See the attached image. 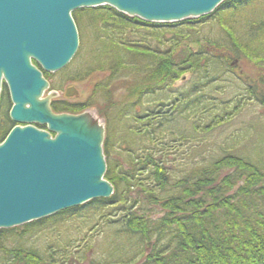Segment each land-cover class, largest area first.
Wrapping results in <instances>:
<instances>
[{
	"label": "trees",
	"instance_id": "trees-1",
	"mask_svg": "<svg viewBox=\"0 0 264 264\" xmlns=\"http://www.w3.org/2000/svg\"><path fill=\"white\" fill-rule=\"evenodd\" d=\"M262 3L264 0H226L211 15L164 23L131 17L111 6L78 9L73 12L80 34L77 58L83 51V27L89 23L85 22L86 14L94 17L96 36L100 30L98 39L94 41L99 43V48L90 59L93 63L86 66L81 77L97 70H109L110 76L96 84L97 88L108 90L117 79L127 80L134 76L132 78L137 85L129 91L139 98L138 103L147 94L175 91L172 85L187 72H195L204 79V82L198 79L200 84H208L215 79L209 74L213 62L217 63L222 57L211 55L204 47H199L197 51H190L177 59V50L185 43H201L202 40L212 43L202 29L216 16L228 35V42L233 45L234 56L241 53L264 61V18L256 19L253 13L256 6ZM81 13L85 14L82 19ZM243 23L246 25L244 33L236 31ZM223 60L226 61L225 58ZM195 87L198 86L194 84L192 89ZM190 91L193 92H182L177 100L160 103L161 106L156 109L134 116L143 122L144 128L133 132L136 137L128 149L127 168L112 160L113 145L107 135L103 144L108 156L105 178L113 184L114 193L109 198L89 203L102 204L99 207L109 211L104 216L105 224L123 223L124 227L116 230L126 241V247L120 252L122 258H118L122 264H132L136 260V264H264V165L261 164L264 161L260 157H251L243 149L234 148L209 163L190 166L180 177L174 175L177 169L175 163L169 164L168 159L177 156L179 144L175 142L179 141V136L165 127L176 120L177 112L180 116L185 115L194 104ZM7 98L6 93L1 100L3 107L6 103V107L8 105ZM247 99L259 102L264 108V77L249 85L248 95L242 96L233 109L238 110L244 104L241 101ZM182 100L184 102L181 103ZM88 106L85 103L79 109ZM54 107L60 109V106ZM76 108L70 104L64 109L76 111ZM235 112L226 109L215 119L221 117L218 120L221 123L228 113ZM208 125L206 123L201 127L208 129ZM167 133L173 141L166 138ZM3 138L0 128V141ZM116 205L122 208L114 211ZM119 210L124 211L122 220L116 218ZM156 213L159 215L155 216ZM45 221L47 217L25 224L23 232L17 234L24 235L33 229L32 226ZM126 236L138 237L145 243L133 251ZM150 242H154L153 247L146 253ZM4 250L10 256H3L2 264H8V261L9 264L67 262V257L57 260L53 253L49 261L33 248ZM67 252L70 253L65 249L62 254L67 255Z\"/></svg>",
	"mask_w": 264,
	"mask_h": 264
},
{
	"label": "rangeland",
	"instance_id": "rangeland-1",
	"mask_svg": "<svg viewBox=\"0 0 264 264\" xmlns=\"http://www.w3.org/2000/svg\"><path fill=\"white\" fill-rule=\"evenodd\" d=\"M256 7L255 12H253L255 18H264V3ZM212 12L207 15H211ZM86 15L88 17H85V22L89 23H86L87 25H84L82 30L83 51L78 58L77 51L76 56L64 68L49 73V86L43 93V97L49 100L50 105L52 102L67 99L71 105L78 106L76 110L88 103V107L69 114L90 113L104 126L106 133L104 139L106 140L107 135H109L113 145V150H111L113 161L122 163L125 168L128 167L125 162L129 157L128 149L130 146L132 147L133 139L136 137L133 132L137 131L138 128H144L143 122L139 121L137 117L134 118V116L143 113L145 110L156 109L161 106L160 103L173 102L174 99L177 100L182 92L188 90H193V92L190 91V97L192 100L195 99L194 104H191V108H188L189 110L185 115L180 116L178 115L180 112H177L176 120L165 127V129L169 128V131L174 130V134L179 136V141L175 142L179 144L177 156L174 157L175 159H168L169 164L175 163V166H177L174 175L177 174L180 177L186 174L190 166L209 163L215 157L234 148L243 149L251 157H260L259 159L264 161L263 106L255 100L247 99L241 101L244 104L238 110L233 109L242 96L248 95L249 85L264 77V61L246 57L241 53L239 56H234L232 54L233 45L228 42V35L221 27L216 16L213 17L214 21L207 23L202 29L205 37L212 43L205 40H202L201 43H185L176 52L177 59H180L190 51H197L199 47H204L209 54L221 56V60L219 59L217 63L216 61L213 62L214 64H212L209 72L210 77H215V79L208 84H200L198 82L200 77L195 72H187L172 85L175 91L166 94H147L138 103L137 99L139 98L129 91L130 88L137 85L133 79L134 76L127 80L117 79L108 90L99 89L96 84L110 76L109 70H97L87 77H81L83 70L93 63V61H90L91 56L99 48V43L95 44L94 41L96 38L98 39L100 30L96 36L95 27L97 24L94 17L91 14ZM84 16L85 14L81 13L80 18H84ZM201 16L188 17L184 20L197 19ZM245 26V23H243L236 31L244 33ZM152 42L154 43V41ZM99 59L109 60V58L101 57ZM199 80L204 82L202 78ZM194 84L198 87L192 89ZM69 87H74L77 91L73 97L65 95V90ZM200 87H202L201 91H199ZM134 102L138 104H134ZM190 103L189 101V105ZM164 108L167 107L164 106ZM226 109L237 112L228 113L225 119L218 123L221 117L215 119V116L224 114ZM206 123L209 124L208 129L202 128L201 125L204 126ZM165 136L168 140H172L170 133ZM104 155L107 162L108 156L105 151ZM261 164L264 165V163ZM89 202L70 208L72 210L66 209L47 216L46 223L32 226L33 229L30 232L26 231L24 235L19 236L17 233L23 232L25 224L0 229V264H2L3 256L7 255V258L10 256L4 248L14 250L18 247L33 248L39 252V255L49 261H51V253L57 257V260L67 257L65 264H94L98 262L122 264V261L118 258H122L120 252L122 248L126 247V241L124 236L122 239L116 233V230L120 231L124 227L123 223L116 221L112 225L105 224L106 219L104 216L109 211L99 207L102 204L97 206L96 202ZM113 208L115 211L116 208L120 209L122 207L116 205ZM158 215L155 214V216ZM123 216L124 211L119 210L116 218L122 220ZM152 216L155 217L154 214ZM34 221H30L29 224ZM4 229L11 231L3 232ZM127 241L129 247L134 249L133 251H137L145 243L143 239L140 241L138 237L134 238L133 236L128 237ZM153 243H149L145 250L146 253L151 251ZM65 249L73 254L69 252H67V255L62 254ZM136 261L132 264H136Z\"/></svg>",
	"mask_w": 264,
	"mask_h": 264
},
{
	"label": "water",
	"instance_id": "water-1",
	"mask_svg": "<svg viewBox=\"0 0 264 264\" xmlns=\"http://www.w3.org/2000/svg\"><path fill=\"white\" fill-rule=\"evenodd\" d=\"M223 1L0 0V95L7 85L11 117L30 123L0 142V229L114 192L104 178V126L90 113L56 114L41 99L49 82L33 61L48 72L70 63L80 46L73 12L109 5L149 22H174L206 15ZM31 123H47L49 131Z\"/></svg>",
	"mask_w": 264,
	"mask_h": 264
},
{
	"label": "flooded vegetation",
	"instance_id": "flooded-vegetation-1",
	"mask_svg": "<svg viewBox=\"0 0 264 264\" xmlns=\"http://www.w3.org/2000/svg\"><path fill=\"white\" fill-rule=\"evenodd\" d=\"M36 65H38L36 62H34ZM39 69L42 70L43 72V75L44 77L48 80V76H49V73L48 71H45L41 65H38ZM5 86L7 87V91H4L5 90ZM69 88H72V89H75L74 87H69ZM67 88L65 90V95L67 97H73L75 95V93H72L73 91H69ZM69 92H71L72 94L69 95ZM7 93V102H8V105L7 107H3L2 106V98H3V95ZM77 93V92H76ZM47 99V98H45ZM62 101L58 102H52L51 103V109L55 112V113H76V112H79L80 109L76 110V111H73L71 109H64V108H67L68 105H70V103H68L67 99H61ZM13 102H12V99H11V96H10V92H9V88L7 85H3L2 87V91H1V95H0V128L2 129V132H3V135H4V138L3 140L7 137V135L9 134V132L16 126H26L27 124H30V123H22V122H19V121H15L12 117H11V109H12V106H13ZM54 106H60L59 108L60 109H55ZM63 108V109H61ZM78 108V106H77ZM82 110V109H81ZM31 125H34L36 126L37 128L39 129H42V130H45L47 131L48 130V125L47 123H44V124H40V123H31ZM53 135H55V133H52Z\"/></svg>",
	"mask_w": 264,
	"mask_h": 264
},
{
	"label": "bare ground",
	"instance_id": "bare-ground-1",
	"mask_svg": "<svg viewBox=\"0 0 264 264\" xmlns=\"http://www.w3.org/2000/svg\"><path fill=\"white\" fill-rule=\"evenodd\" d=\"M80 35V34H79ZM36 65V64H35ZM37 67H38V65H36ZM47 88H45V90H46ZM69 89H71V88H69ZM45 90H44V92H45ZM43 92V93H44ZM41 99H45L44 97H43V94H42V96H41ZM92 115V114H91Z\"/></svg>",
	"mask_w": 264,
	"mask_h": 264
}]
</instances>
